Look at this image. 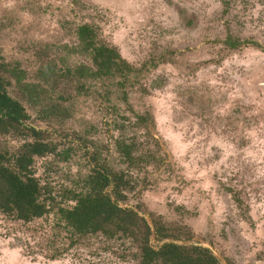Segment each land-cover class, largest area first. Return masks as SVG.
<instances>
[{"label": "rangeland", "instance_id": "1", "mask_svg": "<svg viewBox=\"0 0 264 264\" xmlns=\"http://www.w3.org/2000/svg\"><path fill=\"white\" fill-rule=\"evenodd\" d=\"M84 25L130 75L78 78L97 69ZM0 64L56 149L31 169L48 213H0V264H140L141 221L78 236L61 215L97 162L128 183L120 206L151 226L153 248L264 264V0H0ZM27 138L0 135V151Z\"/></svg>", "mask_w": 264, "mask_h": 264}, {"label": "trees", "instance_id": "2", "mask_svg": "<svg viewBox=\"0 0 264 264\" xmlns=\"http://www.w3.org/2000/svg\"><path fill=\"white\" fill-rule=\"evenodd\" d=\"M78 37L84 50H92L93 62L97 67L96 71H91L90 74L83 66L77 68L78 78L87 76L91 79H104L116 72L125 76L132 73V69L121 59L117 50L96 44V34L88 25L78 29ZM229 45L234 48L237 44L229 42ZM70 73L69 71L68 74ZM2 85L0 77V134L15 138L32 137L36 141L24 143L16 155L9 157L6 152L0 153V211L30 222L48 213L47 206L41 202L42 191L39 183L32 177L33 159L47 153H55L56 149L44 142L49 139V135L44 136L42 132L26 125L29 116L25 108L10 97ZM84 87V84L77 83L79 91H83ZM123 151L126 157L130 158L129 149L124 147ZM125 185L128 183L122 176L107 170L106 167L98 166L97 162L87 180V193L76 198L77 203L72 210H60L63 219L79 236L105 232L113 225L114 229L126 234L131 230L130 225L137 227L140 225L139 221L149 235L150 230L143 219L133 211L117 206L119 200L124 197L120 188ZM110 186L115 197L114 203L107 193ZM148 238L146 237L147 241ZM142 253L145 264H214L207 251L172 243L163 245L157 251L147 245Z\"/></svg>", "mask_w": 264, "mask_h": 264}, {"label": "flooded vegetation", "instance_id": "3", "mask_svg": "<svg viewBox=\"0 0 264 264\" xmlns=\"http://www.w3.org/2000/svg\"><path fill=\"white\" fill-rule=\"evenodd\" d=\"M238 43V42H237ZM236 46L237 45H235V47L234 48H236ZM232 49H234L233 47H231ZM4 67L2 66V64H0V77L2 78V83H3V85H2V87H3V89L6 91V93L11 97V98H13L14 100H16L14 97H12L10 94H9V92H8V84H7V82L5 83V80H4V78H3V76H2V73H3V71H4V69H3ZM16 101H18V100H16ZM19 102V101H18ZM24 108H25V106L21 103V102H19ZM25 111H26V113H27V109L25 108ZM28 114V113H27ZM29 116V115H28ZM29 119L30 118H28V120L26 121V125L28 126V127H32V128H34V129H36V130H38V131H40V132H42L43 133V135L45 136V134H46V132L44 131V130H40V129H38L37 127H35V126H33V125H30L29 123H28V121H29ZM0 135H2V134H0ZM49 134H47V136H48ZM43 136V137H44ZM25 138H27V137H25ZM50 138V137H49ZM27 139H29V141H27V142H31V143H33V142H35L36 140H35V138H32V137H28ZM45 143H47V144H49V145H51V146H53L54 148H55V146H54V144L52 143V141H50V139H47L46 141H44ZM23 146V145H22ZM0 153L1 154H3L4 152L3 151H0ZM47 155H50V153H47L46 155H44V156H40V157H35L34 159H33V163H32V167H31V169L33 168V164H34V162H35V159H37V158H42V157H45V156H47ZM36 179V178H35ZM37 182H38V180H37ZM126 186V185H125ZM39 187H40V189H41V186H40V184H39ZM121 189V188H120ZM41 191H42V189H41ZM122 192V191H121ZM108 193V192H107ZM109 195H110V197H111V200H112V202L114 203L115 202V197L113 198L112 197V195L110 194V193H108ZM42 195H43V192H42ZM124 198V197H123ZM123 198L122 199H120L119 200V202H118V204H117V206L119 207V208H121V209H123V207H121L120 206V202L123 200ZM124 210H130V211H133L135 214H137L138 212L136 211H134V210H132V209H124ZM0 213H2V214H4L3 212H1L0 211ZM139 214V213H138ZM137 214V216L139 217V215ZM5 215V214H4ZM46 215V214H45ZM44 215V216H45ZM8 216V215H7ZM37 219H40V218H37ZM146 222V221H145ZM146 224H147V226H148V228H149V230H150V233H149V235H147V233H145V244H143L141 247V253H140V257H139V261H140V264H145V257H143V253H142V251H143V249L145 250V248L147 247V245L149 246V248L151 247V249L152 250H154V251H157V249H155V248H153L151 245H150V241H149V239H150V237L152 236V232H153V230H152V228H151V226L150 225H148V223L146 222ZM79 236V235H78ZM146 237H149L148 238V241L146 240ZM165 244H170V243H164L163 245H165ZM172 244H174V243H172ZM162 245V246H163ZM175 245H177V244H175ZM161 246V247H162ZM187 248H189V247H187ZM190 248H200V249H203V250H205V251H207L209 254H210V256L213 258V260H214V264H222L221 262H220V260L218 259V257H217V255L214 253V251L210 248V247H208V246H203V245H193V246H191ZM159 250V249H158Z\"/></svg>", "mask_w": 264, "mask_h": 264}]
</instances>
